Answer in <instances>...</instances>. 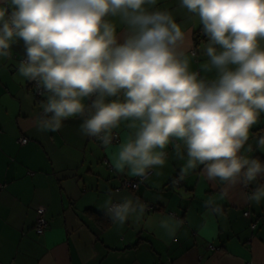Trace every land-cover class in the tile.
Instances as JSON below:
<instances>
[{
	"label": "clouds",
	"instance_id": "clouds-1",
	"mask_svg": "<svg viewBox=\"0 0 264 264\" xmlns=\"http://www.w3.org/2000/svg\"><path fill=\"white\" fill-rule=\"evenodd\" d=\"M156 3L0 0V58L23 42L17 71L48 93L38 131L87 113L80 131L106 145L127 122L135 133L118 153V168L144 176L164 164L171 141H183L186 168L200 164L209 180L248 187L264 176V162L241 154L264 113V0H181L207 37L203 69L215 70L211 80L190 70L188 35L169 11L153 10ZM109 17L119 18L123 34ZM245 198L264 200V185ZM104 208L120 224L144 212L132 197L109 199Z\"/></svg>",
	"mask_w": 264,
	"mask_h": 264
},
{
	"label": "crops",
	"instance_id": "crops-1",
	"mask_svg": "<svg viewBox=\"0 0 264 264\" xmlns=\"http://www.w3.org/2000/svg\"><path fill=\"white\" fill-rule=\"evenodd\" d=\"M151 7L169 11L188 35L190 70L214 79V69H203L207 38L198 39L199 17L181 0H157ZM108 19L117 23L118 34L125 32L118 17ZM10 51L0 58V264H264V200H247L250 186L209 180L200 164L186 168V147L173 140L162 150L163 165L149 168L137 189L124 187V180L138 175L118 168L117 158L135 130L121 122L114 141L102 144L80 131L86 113L58 130L38 131L36 118L48 93L38 99L17 71L25 59L23 42ZM262 136L264 113L241 154L264 157V147L257 146ZM126 197L144 212L113 222L105 202ZM40 207L48 220L43 234L34 229Z\"/></svg>",
	"mask_w": 264,
	"mask_h": 264
},
{
	"label": "built area",
	"instance_id": "built-area-1",
	"mask_svg": "<svg viewBox=\"0 0 264 264\" xmlns=\"http://www.w3.org/2000/svg\"><path fill=\"white\" fill-rule=\"evenodd\" d=\"M30 86H33L34 92L37 95H41L43 93V89L40 88L34 81L29 82ZM114 141V139L111 140V142ZM20 142L25 144L28 142L27 137H23L20 139ZM151 174V169H146L145 175L144 176H135L134 178L126 179L123 182V186L130 188V189H137L139 184L143 182L147 176ZM178 184L179 181H176ZM245 214L249 215V212H246ZM253 227H255V223L252 224ZM48 226V220L45 216V209L43 207H40L37 209V219H36V224L34 226L35 231L38 234H43Z\"/></svg>",
	"mask_w": 264,
	"mask_h": 264
},
{
	"label": "trees",
	"instance_id": "trees-1",
	"mask_svg": "<svg viewBox=\"0 0 264 264\" xmlns=\"http://www.w3.org/2000/svg\"><path fill=\"white\" fill-rule=\"evenodd\" d=\"M200 38H203V39H205V38H207L204 34H203V32H202V30H201V32H199V35H198V39H200ZM28 82H30V80L28 81ZM35 93V92H34ZM35 95H36V97L38 98V99H44V92L41 94V95H37L36 93H35ZM29 141V140H28ZM26 144V143H25ZM254 158H257V159H259V160H261L262 162H264V157L263 156H261L260 154H256L255 156H254ZM263 179H264V176H261V178L259 179H257V182H256V185H252V187H251V185H249L250 186V189H255V187L257 186V185H260L261 184V182L263 181ZM176 181H178V180H175V183H176ZM180 183V182H179ZM178 183V184H179ZM177 184V183H176Z\"/></svg>",
	"mask_w": 264,
	"mask_h": 264
},
{
	"label": "rangeland",
	"instance_id": "rangeland-1",
	"mask_svg": "<svg viewBox=\"0 0 264 264\" xmlns=\"http://www.w3.org/2000/svg\"><path fill=\"white\" fill-rule=\"evenodd\" d=\"M262 44H264V42H261Z\"/></svg>",
	"mask_w": 264,
	"mask_h": 264
}]
</instances>
